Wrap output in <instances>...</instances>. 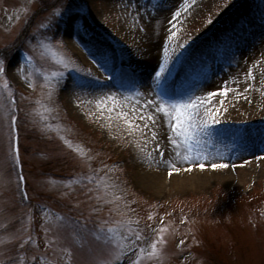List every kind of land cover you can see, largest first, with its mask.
<instances>
[{
	"label": "rangeland",
	"instance_id": "rangeland-1",
	"mask_svg": "<svg viewBox=\"0 0 264 264\" xmlns=\"http://www.w3.org/2000/svg\"><path fill=\"white\" fill-rule=\"evenodd\" d=\"M41 1L49 3L50 8L57 7L50 10L39 0H27L25 6L29 5L32 12L40 7L35 20L47 25L40 29L42 40L45 44L50 43L58 56L75 63L81 71L79 75L66 71L63 77L53 78L57 80L55 87L46 88L49 81L45 73L50 75L52 71L63 70L61 65L52 53L49 57L43 44L34 40L38 39L35 24L29 26L32 37L23 40L22 50L18 49V45L13 46L20 35L28 33H24L27 16L16 30L4 31L1 25L3 21L4 26H9L10 21L18 20L14 12L4 14L22 8V4L17 0H0V51L6 53L3 78L21 92L23 158L32 203L35 207L39 206L37 242L28 245L31 253L27 256L30 258L29 264H103L111 260L113 256L110 254L116 245L105 240L103 235L106 230L101 232L100 228L94 226L101 217L100 222L105 219V222H110L112 217L117 218L124 213H128L132 218L129 219L136 222L133 229L137 235L131 237L136 249L133 246L131 252H125V259H118L112 264H134L139 248L151 251L153 240L158 241V254L141 257L138 264H264V172L243 176L239 170L248 163V155L254 159H264V155L257 153L256 147L251 145L255 139L251 133L257 132L264 138V122L250 124L254 119L264 120L260 119L264 115L241 118L220 115L221 112H228V104L234 96L245 97L244 102L249 95L250 99L262 97L264 100V0H114L112 11L104 8L106 0H98L97 11L93 10L95 1L81 0L82 8L87 7L89 14L85 9L79 11L81 9L73 8L77 5L75 0H70L73 3L68 0ZM57 9L67 10L57 16ZM177 11L181 12V16L177 18V28L172 29L177 32L173 42L177 45V51L181 50L179 45H184L188 59L179 66L176 81H181L186 73H192V80L198 79V95L220 90L214 98V114L215 118L226 120L227 125L221 127L247 130L243 139H237L235 135L219 138L229 140L225 148L226 158L221 161L225 166L221 170L231 164L239 166L229 178L224 181L205 180L196 187H187L184 184L176 186L173 178L165 180L163 173L160 187L152 188L134 171L135 162L137 165L155 166L160 160L165 172L168 167L180 169L191 159L183 149L177 150V146L172 145L167 117L163 113L160 115L164 119L162 124L165 126L164 140L167 144L163 146L160 143L163 147L159 150L155 149L159 143L158 133L156 141L151 135L155 129L153 124V127L148 125V137L152 140L148 144L136 131L135 124L123 122L128 117L118 119L116 113H133V103L155 98L152 75L159 69L166 44L171 54L169 22ZM112 13L122 23L126 22V26L145 35L146 41L136 42L140 46L139 52L128 51L129 54L126 49L117 47V37L110 25ZM121 15L127 16V20ZM71 17H75L81 27L75 24L69 30ZM239 28L244 31H239ZM204 29L206 31L200 33ZM185 37H192L194 41L188 43ZM201 40L205 43L199 47ZM152 47L157 52L153 64L149 65L145 56L151 54ZM35 51H40V55H35ZM81 54L89 59L91 65L80 58ZM93 55H107L114 61L115 67L123 66L131 72V78L124 80L132 82L135 92H119L115 98L118 106L111 113L108 110L113 107L112 101L104 99L113 92L112 79H109L111 73L105 72ZM29 56L32 57L31 61L28 60ZM39 56L41 58L37 60ZM38 67L42 73L37 71ZM144 70L149 73L148 85L143 82L142 75L139 78V71ZM40 76L45 78L41 79ZM192 80L186 84H191ZM77 84L90 87L82 89ZM225 87L229 89L226 96L222 91ZM137 90L142 95H134ZM125 96H128L127 100ZM52 105L56 111L51 115L67 119L60 130L49 128L52 118L48 114L53 111ZM216 108L218 112H215ZM149 111H153L152 108ZM229 112H232L231 108ZM2 116L3 112L0 111V264H24V247H21L24 236L21 227L23 207L17 204L18 182L9 164L10 139ZM214 137H204L207 146L200 145V151L206 154L207 159L191 153L195 161L197 159L201 164L216 158L212 155ZM233 151L238 152V159H233ZM97 165L102 166L100 170ZM105 167L110 169L109 173L101 171ZM95 168L96 172L91 173L94 172V178L101 180V184L81 179L85 175H92L89 171ZM105 184L109 185L107 190ZM97 194L104 199L97 197ZM60 197L70 199L68 208L58 202ZM90 200L95 203L96 200L100 201L102 209L95 212L90 210L85 214L87 208L81 204H87ZM37 201L39 204L49 202L54 208H60L58 210L62 214H66V209L83 220V224L84 221L87 225L91 224L87 228L89 236L87 230L79 232L73 220H69L73 228L71 231L68 224L48 215L46 209L37 205ZM44 216L46 225L42 220ZM161 217H165L164 223H160ZM184 230L188 244L180 250L177 244ZM75 234V238L86 239L80 246L73 238ZM187 250L190 256L195 251V256L188 261L190 256L186 255Z\"/></svg>",
	"mask_w": 264,
	"mask_h": 264
},
{
	"label": "snow or ice",
	"instance_id": "snow-or-ice-1",
	"mask_svg": "<svg viewBox=\"0 0 264 264\" xmlns=\"http://www.w3.org/2000/svg\"><path fill=\"white\" fill-rule=\"evenodd\" d=\"M67 9L56 10V15L60 16L63 14V11ZM181 16V12L177 11L170 21V35L168 36V42L172 44L171 54L168 44L163 48V56L162 62L159 65L158 71L154 74V99H145L143 102L137 101L131 105L132 112L134 114L133 118H125V124H135V120L140 121H150L155 122L156 113H163L167 117V124L170 129L171 135V143L172 145L177 146V150L183 149L187 153H194L197 156H203V158L207 159L206 154L200 151V145L203 143V138L207 136L217 135V136H228V135H237L243 137L245 132L243 130H228L224 127H216L220 125L222 122L215 118L214 114V98L217 96L216 92H208L206 95H198V79L192 80L193 74L186 73L185 77L177 82L175 77L178 71L177 66L182 65L184 63V56L182 55L184 45H179L180 51H177V45L173 42V38L176 37L177 32L172 30L176 29L179 23L178 19ZM135 18V16L133 17ZM175 21L176 23H173ZM42 27H47V25H42ZM187 41H185V44ZM46 49H48L54 59H57L59 64L61 65L63 70L52 71L51 74L45 73L46 78L49 81V88H53L57 84V80L53 78H61L65 75L66 71L76 72L78 75L80 73V69L76 66L75 63L68 61L62 56H58L55 49L52 48L50 43L43 45ZM103 67L105 72H110L113 75L109 77V79H118L123 80L125 78H131V72L129 69L124 68L123 66L117 68L114 65V61L108 57L107 55L101 57H96ZM28 60L31 61L32 57L29 56ZM4 72V61L0 59V73ZM90 75V73H89ZM255 79V77H252ZM95 79H99V77H95ZM192 80L191 84H186L187 81ZM77 86L82 89L85 87H90V85L85 84H77ZM251 87V85H249ZM223 93H228L229 89L225 87ZM134 95H142L137 90V93ZM117 94L112 92L108 94L104 99L112 101V108H109V112L111 113L115 107H117V100L115 99ZM125 100L128 99V96L124 97ZM100 103V101H97ZM222 104L223 101H220ZM137 104H140L137 107ZM14 107V102L11 105ZM9 107L3 99H0V111ZM149 108H154V111H149ZM219 109L216 108L215 112H218ZM117 118L128 117V113L125 111H119L116 113ZM11 121H15L16 117L13 115L10 117ZM111 122V121H110ZM143 128L145 131H148V124L144 123L136 127V131H139ZM153 138L156 137V133L151 132ZM155 148L159 149L160 145L156 144ZM79 151V149H78ZM16 155L14 159L18 158V147L15 149ZM83 155V152H81ZM161 155H163V151L161 150ZM204 167V164L200 165ZM213 168L216 167H224L223 164H212ZM18 180L24 179L22 175L18 176ZM84 181H91L95 184H101L102 181L99 179H95L93 175H85L81 177ZM107 178L105 177V180ZM105 189L109 187V185H104ZM23 195L27 196V191H23ZM93 212L98 211V209H92ZM136 223L132 221L127 216H121L116 220L115 223L112 222H101L99 231L104 232L108 235H105V240L110 244H115L116 248L110 254L114 259L118 260L123 258L125 252H131L134 244V240L131 237H135L137 232L133 229V224ZM86 228L87 225L85 224ZM130 234V235H129ZM163 234H161L162 236ZM142 239V237H140ZM158 241L153 240L150 249L151 251L146 250L144 247L139 248V254L136 255V261L134 264H138L141 260V257H152L158 254ZM33 260L36 257H32ZM103 264H112V260H108L103 262Z\"/></svg>",
	"mask_w": 264,
	"mask_h": 264
},
{
	"label": "bare ground",
	"instance_id": "bare-ground-1",
	"mask_svg": "<svg viewBox=\"0 0 264 264\" xmlns=\"http://www.w3.org/2000/svg\"><path fill=\"white\" fill-rule=\"evenodd\" d=\"M95 1V5L93 4V10L97 11L98 6H99V2L98 0H93V2ZM114 4V0H106L103 4L104 8L112 11V6ZM113 15L111 16V20H110V25H111V29L113 31V33L115 34V36L117 37V39H115L116 41V45L119 48L122 49H126L127 52H135L138 49H140V46L138 44H136L137 41H139L140 43H143V40L146 41V37L145 35L136 32L135 30H133V28H131V26H126L125 25V21L127 20L126 17L124 15H121L122 18L125 20V23H122L121 20H118V18L115 16L114 13H112ZM247 15L250 16V14L248 13ZM251 18V17H250ZM120 21V22H119ZM71 26H69V30H72V28L75 26V17L71 18L69 20ZM242 28H239V31H242ZM206 29L202 30L200 33L205 32ZM244 31V30H243ZM69 32V31H68ZM185 39L188 41V43L193 42L194 40H192V37H185ZM196 39V37H195ZM204 41H200L199 42V47L204 46ZM128 52V53H129ZM139 52V50L137 51ZM156 50L154 47H152L151 49V54H147V56H145L146 60L148 61L149 65L153 64V61L155 60V54H156ZM130 54V53H129ZM182 55L185 57V52H182ZM82 59L87 60V63H89L91 65L89 61V59H87L85 57V55L81 54ZM144 58V59H145ZM142 75V79L143 82L145 83V85H148L149 81H148V71L146 72V70L144 71H139V78ZM111 91H113L111 89ZM244 98L245 97H239V96H234V99L231 98L230 100V104H228L229 109H232V112H221L220 115L221 116H228L231 117L233 115L235 116H246V115H251V116H262L264 115V113H262L264 111V100L263 98H257V99H250V95L246 98L245 103L244 102ZM242 103V104H241ZM245 103V104H244ZM247 107V108H246ZM152 110L154 111V108H152ZM128 113V118H135L134 114L131 112H127ZM161 113H156V119L155 122H150V121H137L135 120V126H139L141 124L147 123L149 126H152L151 124H153L155 126L154 132L158 133V139H159V143L158 144H162L163 146H165L167 144L166 140H164V128L165 126H163L162 121L164 122V119H162ZM230 115V116H229ZM234 117V116H233ZM222 118V117H221ZM241 118V117H240ZM234 121L236 120V118H233ZM260 119H264V118H260ZM254 120H259V119H254ZM247 121V120H244ZM251 122H253V120H251ZM153 127V126H152ZM140 133V135L142 136V138L148 142V144L152 143V140L150 141L149 137H148V132H144V130H142V128L138 131ZM155 141L157 140V135L155 138H153ZM162 145H160L161 149H162ZM256 147V149L258 150V152L260 153V155H264V150L260 149L264 146V143H261V141H259L258 143H256L254 145ZM159 148V149H160ZM264 148V147H263ZM156 149V148H155ZM157 149V150H159ZM263 150V151H262ZM257 152V153H258ZM248 163L245 165H242L240 167V172L242 173L243 176L249 175V174H255V173H259V172H264V159L262 158H257L254 159L252 157V155L247 157ZM246 158V159H247ZM251 158V159H250ZM253 158V159H252ZM264 158V157H263ZM159 163H155L156 167L153 165H137V163L135 162L134 165L135 167L133 168L135 172L138 173L140 179H142L147 186H151L152 188H159L160 184L162 182V174L164 173V179L167 180V178H173V183L176 184V186L178 185H186L187 187H196L198 185L203 184V182L205 180H223L226 178H229L233 173H236V168H238L239 166H232V164L227 167H225L223 170H221V167H216L213 168L211 165L212 164H221V160H220V156L212 159V160H208V161H204L201 164H204L205 166L201 169L199 167L196 166V164L201 165L199 162L195 161L194 159H191V161L187 164V165H181L182 168L177 169V170H172V167H168V170L165 172H163L164 169V165L161 163V161H158ZM182 164V163H180ZM180 167V166H179ZM172 180V179H171ZM166 182V181H165Z\"/></svg>",
	"mask_w": 264,
	"mask_h": 264
}]
</instances>
